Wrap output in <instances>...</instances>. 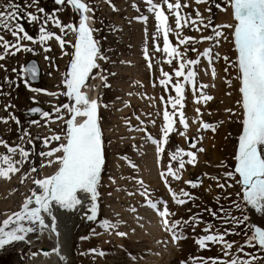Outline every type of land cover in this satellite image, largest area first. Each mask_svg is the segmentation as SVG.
Listing matches in <instances>:
<instances>
[{"label":"rangeland","instance_id":"1","mask_svg":"<svg viewBox=\"0 0 264 264\" xmlns=\"http://www.w3.org/2000/svg\"><path fill=\"white\" fill-rule=\"evenodd\" d=\"M0 2L6 3L7 0H0ZM154 2L159 3L160 0H154ZM221 2L222 0H216V3ZM188 3L191 6L184 11L189 14L194 15V10L199 8L204 16L212 15L216 25L234 23L230 8L228 12H221L211 2L196 5L193 0H188ZM86 4L93 8V11L89 12L90 16L93 17V28L99 29L98 32L94 33V36L99 40L104 54L108 57L107 62L98 61L100 68L107 70L106 72L101 73L98 69H94V75L101 77L97 87L100 95L99 103L109 105L107 109L100 108L106 163L102 173L103 186L100 188L99 217L115 220L117 219L116 214L119 213V220L124 223H121L117 230L105 232L98 226V223L86 220L83 208L76 213L67 211L65 214L68 216L67 224L69 225L71 221L70 231L73 232L74 236L76 234V239L73 242L74 264H200V258L220 256L221 248L219 245H209V249L202 250L196 243L199 237L206 234L202 231L206 223L199 224L195 229L192 226H185L183 231L186 238L173 243L171 235L163 230L157 213L145 206L144 197L139 194L127 195V192L137 190L132 177L142 179L155 198H162L168 202L170 210L176 213L172 217L173 220H188L189 217L199 213L200 220L214 224L221 231L228 227L232 228L234 232L240 233L226 237L229 241H235L238 247L246 239L243 235L245 226L233 228L231 224L225 225L222 220L213 219L205 211L206 208L218 211L223 206L225 209H230L232 215L246 214L249 217L248 225L264 228V215L256 213L247 205H244L243 213L234 207L233 202L243 204L241 186L224 179V173L232 171L236 164L234 157L238 152L239 136L242 133L241 120L243 118L242 109L237 104L241 98L240 81L236 79L237 70L230 67L223 59L224 56H227L230 61H235L237 58L232 42V31L225 29L228 39L223 41L220 47L214 49L221 56L220 60L214 62L216 78L213 80L211 77L210 68L207 74L205 73L204 69L208 68V63L203 57H201V65L196 67L198 83L209 85L205 91L214 99L206 103L202 101L200 104H196L191 86L186 87L184 112L189 122L187 136L182 137L178 133L171 134L169 143L166 145V152L158 160L155 146L147 141L146 133L130 131L127 122L130 121L133 126H137L139 121L136 117L139 116L140 120L145 122L148 133L154 138L161 136L160 127L165 105L161 102L160 97L163 96L167 99L169 95L175 96L171 85L165 90L159 84L161 69L173 74L176 61L170 66L162 62L167 59L162 52L153 50L151 37L156 34V21L154 16L147 12V5L144 0H111V2L109 0H88ZM113 5L118 11L113 10ZM133 5L138 6L140 11L137 12ZM39 7L44 8L47 14L56 13V18L63 24L78 25V16L70 5L60 6L55 3V0H39ZM207 7H212L211 14L206 11ZM58 9L60 10L57 11ZM30 11H34V9H30ZM166 14L169 15V24L174 29L175 17L168 14L167 11ZM140 15L149 16L146 25L137 21L136 17ZM22 23L25 30L38 39L39 25L29 24L26 20ZM48 30L57 35H62L59 29L51 23L48 25ZM210 34L209 30L197 32L188 27L184 28L182 32L184 36L196 37L197 39L202 35L208 36ZM6 38L11 39L10 35ZM64 38L70 42L69 45L65 46L64 51L72 53L74 49L70 45L75 43L76 34L69 30ZM170 41L173 44L176 43L174 33L170 34ZM157 43L160 44L161 48L163 47L162 37ZM48 45L52 49L48 53H45L39 44H29L28 46L34 48V52H22L15 57H9L5 62H0L6 63L8 68V72L0 70V84H3L5 76L15 81L11 87L3 84V90L6 94L0 96V118H7L12 114L21 121L20 126L11 120L7 124L0 122V140L8 142L11 146L22 145L32 153L20 172L11 175L10 179L0 178V224L9 216L21 211L23 203L31 196L32 191L39 190L34 184L35 179L51 176L59 168L58 163L41 167L42 164L47 165L49 159L55 160L56 156L42 157L39 153L49 150L43 143L46 137L61 135L62 139L59 142L50 144L52 148L57 147L58 143L65 142V121L70 118V115L65 110L61 113L64 119L57 121L54 107L70 103L66 96L61 95L62 92L66 91L63 86V79L70 67V56L62 55V49L55 39L49 41ZM146 47L149 55L153 57L151 62L154 67L151 69L148 67V61L145 60L143 54ZM186 47L191 48L192 46H180V50L183 51ZM194 47L202 53L204 49L212 47V42L204 41L195 44ZM46 55L52 59L45 60ZM187 55L189 58L196 59L198 52L189 50ZM30 59H37L43 63V81L39 85L29 81L28 86H25L21 77L11 71L14 67L19 69L26 66ZM225 68L228 69L227 72H225ZM108 73H116V75H108ZM103 75H108L107 81L102 79ZM173 81H175V77H173ZM228 81H231V85ZM93 82L92 80L89 88L94 85ZM154 84L155 86H153ZM33 88L42 91L34 92L31 90ZM46 92L57 93V95L50 96L45 94ZM149 97L152 99L150 100ZM125 102L130 106L125 107ZM9 104L14 105V107L5 111V105ZM33 106H42L45 111L52 113L51 119L54 122L48 123L39 115L29 116L28 110ZM197 108L200 109L202 116H198ZM227 109H231L235 114H230L226 111ZM201 119L204 122L214 124L216 126L215 132L203 129L198 131L199 124L193 121ZM31 120H39L40 124H31ZM151 120L156 121L155 126L152 125ZM177 127L180 131L184 130L179 124ZM24 131L30 132L32 137H39V139H34L32 144H29L27 138L21 141L20 136ZM195 137H203L197 147L205 149L204 152L198 153V163L194 167L186 165L180 181L169 178L170 186L174 191L179 192L183 188L195 197L194 200L185 205L178 206L171 199L168 187L160 178V172L166 170V166L169 164V154L177 146L184 150L196 151L188 147L191 138ZM4 154H6V149L0 145V155ZM124 155H127L131 161L139 166L138 170L130 168L127 162L121 159ZM14 159L19 160V154ZM33 167L37 169L36 172L30 170ZM217 176L220 177L221 183L226 182L233 184V186L226 189L218 188L216 181L212 179V177ZM109 177H113L115 183L110 181ZM198 177L203 178L202 186L193 189L185 184V181H194ZM217 198H219V203H217ZM128 205L137 207L139 216L143 217V220L140 221L143 227L136 222L134 214L127 210ZM63 212L58 211V216L61 217ZM133 228L135 233L131 231ZM93 229L99 235H93ZM115 231L128 232L129 235L127 238H121L115 234ZM32 237H38V235L33 234ZM82 237L88 238L82 239ZM38 241L50 245L48 241L42 239ZM25 245L27 244L24 242H18L0 250V264L28 263V260L34 257L33 254L38 251L30 247L25 248ZM91 249H95L97 253L103 252L104 255L92 254L89 251ZM232 251L235 254L236 249L234 248ZM245 251L255 250L245 249ZM260 255L264 256V253H260ZM226 259H230V257H226ZM259 264H264V261H260Z\"/></svg>","mask_w":264,"mask_h":264},{"label":"snow or ice","instance_id":"2","mask_svg":"<svg viewBox=\"0 0 264 264\" xmlns=\"http://www.w3.org/2000/svg\"><path fill=\"white\" fill-rule=\"evenodd\" d=\"M144 2L147 5V12L152 14L156 21V34L151 37L153 50L162 52L167 58L162 62L170 66L176 61L174 73L170 74L161 69V79L159 80V84L165 90L171 85L175 96L169 95L167 99L163 96L160 97L161 102L165 105L162 113L160 137L154 138L148 133L145 122L140 120L139 116L136 117L139 121L137 126H133L130 121L127 122L129 130L146 133L147 141L155 146L158 160L161 155L165 154L171 134L178 133L180 136L186 137L189 128V122L184 112L186 87L191 86L196 104H200L202 101L206 103L214 99L205 91L209 85L198 83L196 67L201 65V57H203L208 63V68L204 69L205 73L207 74L210 68L211 77L213 80L216 78L214 62L220 60L221 56L214 49L220 47L222 42L228 39L224 30L230 29L237 58L235 61H230L227 56H224L223 59L230 67L237 70L236 79L240 81L239 92L241 96L237 104L242 109L243 118L241 120L242 133L239 136L238 152L234 157L236 164L232 171L224 173V179L241 186L242 195H238H241L243 204L233 202L238 211L243 213L244 205H247L256 213L264 215V0H222L221 3H216V0H193L196 5L211 2L221 12H228L230 8L234 23L220 25L214 23L212 15L204 16L199 8L194 10V15L185 12L184 10L191 6L188 0H175V2L173 0H160L159 3L154 2V0H144ZM55 3L60 6L70 5L78 16V26L73 23L63 24L56 18V13L47 14L44 8L39 7V0H30L24 4L17 2V0H7L6 3L0 2V62H5L9 57H15L22 52H34V48L28 46L29 44H39L43 51L48 53L52 51L48 42L53 39L59 43L62 55L70 56V67L63 79V86L66 91L61 93L67 97L70 103L54 107L57 121L64 119L61 113L65 110L70 115V118L65 121V142L58 143L57 147L52 148L50 144L59 142L62 139L61 135L46 137L43 143L49 150L39 153L42 157L56 156L55 160L49 159L47 165L42 164L41 167L58 163L59 168L51 176L35 179L34 184L39 192L33 190L31 196L23 203L22 210L9 216L0 224V250L18 242L31 244L30 234L42 235L45 231L55 234L58 239L57 211H75L83 208L86 220L98 223V226L105 232L117 230L121 223H124L119 220V213L116 214L117 219L115 220L99 217L100 188L103 186L102 173L106 163L100 108L107 109L109 105H101L98 100L90 99L82 89L87 87L86 82L93 75L94 69H98L101 73L107 71L100 68L98 61L107 62L108 57L104 54L99 40L94 36V33L98 32L99 29L88 26V22L93 17L87 13L92 12L93 8L81 0H55ZM133 7L136 8L137 12L140 11L138 6L133 5ZM30 9H34V11H30ZM165 9L168 14L175 17L174 29L169 24V15L166 14ZM113 10L118 11L114 5ZM206 11L211 14L212 7H207ZM136 19L146 25L149 16L140 15ZM25 20L29 24L39 25L38 39L25 30L22 23ZM49 23L58 28L62 35L49 31ZM186 27L197 32L209 30L211 34L202 35L199 39L184 36L182 32ZM69 30L77 36L75 43L70 45L74 49L72 53L64 51L65 46L70 44L64 38ZM172 33L176 36L175 44L170 41V34ZM145 34L147 35L146 29ZM6 35H10L11 39L6 38ZM161 37L163 40L162 48L157 43ZM204 41L212 42V47L206 48L200 53L194 45ZM184 45H191L192 47H186L181 51L180 46ZM189 50L198 52L196 59L188 57ZM143 54L145 60L148 61V67L153 68L154 65L151 62L153 57L149 55L147 47ZM44 58L45 60L52 59L47 55ZM0 70L8 72L6 63H0ZM227 70L225 68V72ZM11 71L20 76L25 86H28L30 80L37 79L40 70L37 63L32 62L19 69L14 67ZM108 75H116V73H108ZM108 75H103L102 79L107 81ZM173 77H175V81H173ZM14 83L15 81L8 76L4 77L3 84L11 87ZM228 83L231 85V81ZM3 84H0V96L6 94L3 90ZM31 90L34 92L42 91L36 88ZM45 94L57 95V93L47 92ZM149 99L152 98L149 97ZM124 106L129 107L130 105L125 102ZM11 107L14 105H5V111ZM226 111L232 115L235 114L231 109ZM196 112L198 116H202L199 108L196 109ZM36 114H39L48 123L54 122L51 119L52 113L43 111L39 107L31 108L30 115ZM9 120L14 121L17 126L21 125V121L15 115L10 114L7 118H0V122L5 124L9 123ZM150 122L155 126V120ZM193 122L199 124L198 131L203 129L215 132L216 130L214 124L204 122L202 119ZM30 123L38 125L40 121L31 120ZM177 124L182 126L184 130L180 131ZM26 138L29 144H32L34 139H39V137H32L30 132L24 131L20 140L23 141ZM202 139L203 137L191 138L188 147L196 151L184 150L177 146L169 154V164L166 166V170L160 172V178L168 187L171 199L178 206L185 205L194 200L195 197L183 188L179 192L174 191L170 186L169 178L180 181L186 165L196 166L198 153L205 151L203 147H197ZM0 145L6 149V154L0 155V178L10 179L11 175L21 171L22 166L28 162L32 153L22 145L11 146L3 140H0ZM58 153L60 155H56ZM17 154L20 156L19 160L14 159ZM121 159L125 160L130 168L138 170L139 166L131 161L127 155L122 156ZM30 170L32 172L37 171L35 167ZM212 179L216 181V186L220 189L233 186V184L226 182L221 183L218 176L212 177ZM109 180L115 183L113 177H109ZM132 180L135 182L137 190L135 192L129 191L127 195L139 194L144 197L145 206L157 213L163 230L171 235L173 243L186 238L183 231L185 226H192L195 229L199 224L206 223L202 229L206 234L199 237L196 243L202 250L209 249V245H219L221 254L218 257L200 258V264H259L260 261H264V256L260 255V253H264V228L248 225L249 217L246 214L232 215L231 210L225 209L223 206L218 211L211 208L205 209L213 219L222 220L225 225L231 224L233 228L245 226L243 235L246 239L237 247L235 241H229L226 237L240 233L234 232L232 228L228 227L221 231L214 224L200 220L199 213L189 217L188 220H173L172 217L176 213L170 210L167 201L162 198H155L142 179L132 177ZM185 184L195 189L203 185V178L198 177L194 181H185ZM217 203H219V198H217ZM127 210L134 214L136 222L143 227L140 224L143 217L139 216L137 207L128 205ZM47 220H50V223L46 222ZM131 231L135 233L134 228ZM92 234L99 235L95 229L92 230ZM115 234L121 238H127L129 235L128 232L120 231H115ZM87 238L82 237V239ZM234 248L236 249L235 254L232 251ZM245 249H254L255 251H245ZM89 251L92 254L104 255L103 252L97 253L95 249ZM56 252L60 254V249L57 248ZM226 257H230V259H226ZM61 259H63L62 256Z\"/></svg>","mask_w":264,"mask_h":264},{"label":"bare ground","instance_id":"3","mask_svg":"<svg viewBox=\"0 0 264 264\" xmlns=\"http://www.w3.org/2000/svg\"><path fill=\"white\" fill-rule=\"evenodd\" d=\"M81 2L86 4V1L81 0ZM87 15L90 16V13H87ZM91 17V16H90ZM78 26V25H77ZM89 28H93V20H90L88 22ZM40 62V61H39ZM41 64V63H40ZM95 77V78H93ZM99 79H101L100 75L95 76L94 75V70H93V75L89 77L87 83V87L82 89L85 93H88L90 96V99L92 100H100V95L97 90V87L99 86L100 83ZM94 81V85L89 88L91 81ZM82 122V121H81ZM39 192V190L37 191ZM82 208H79L75 211H71L73 213H76L77 211L81 210ZM58 212V211H57ZM56 212V215L58 216V213ZM63 212V211H62ZM67 211L62 213V216H58V231H59V237L57 239L55 234H50L48 231H45L41 236L38 235V237H32L33 234L29 235V239L32 241L30 244L31 246H35L37 248V253L35 254L34 257L30 258L28 260V263L26 264H74L75 263V256L73 253V242L74 239H76V234L75 236L73 233L70 231L69 225H68V220H67ZM64 214V215H63ZM71 214V213H69ZM65 216V217H64ZM72 220V219H71ZM46 222L50 223V220H47ZM66 223V224H65ZM74 237V238H73ZM68 238V239H67ZM39 239H42L44 241L49 242V246L51 247V251L45 255L44 252H41L40 248L42 245L45 243L43 241H40ZM27 244V243H26ZM60 249V254H57L56 249ZM61 256L63 259H61Z\"/></svg>","mask_w":264,"mask_h":264},{"label":"water","instance_id":"4","mask_svg":"<svg viewBox=\"0 0 264 264\" xmlns=\"http://www.w3.org/2000/svg\"><path fill=\"white\" fill-rule=\"evenodd\" d=\"M32 62H35V63H37V65H38V68H39V75H38V77H37V79H35V80H30L33 84H35V85H39V84H41V82H42V67H41V64H40V62L37 60V59H30L28 62H27V64H29V63H32ZM26 64V65H27ZM87 94V93H86ZM88 95V94H87ZM88 97L90 98V96L88 95ZM35 107H39V108H41L43 111H44V108L43 107H40V106H35ZM28 115L29 116H33V115H30V109L28 110ZM39 114H36V115H34V116H38ZM40 250H41V252H44V253H49L52 249H51V247H48L47 245H42V247L40 248Z\"/></svg>","mask_w":264,"mask_h":264},{"label":"crops","instance_id":"5","mask_svg":"<svg viewBox=\"0 0 264 264\" xmlns=\"http://www.w3.org/2000/svg\"><path fill=\"white\" fill-rule=\"evenodd\" d=\"M28 2H30V1H24V0H19V3H22V4H24V3H28ZM233 18V17H232ZM8 35H6V37H7ZM42 64V67H43V70H44V66H43V63H41Z\"/></svg>","mask_w":264,"mask_h":264}]
</instances>
